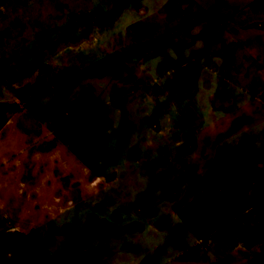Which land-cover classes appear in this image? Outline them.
Returning a JSON list of instances; mask_svg holds the SVG:
<instances>
[{"label":"rangeland","instance_id":"1","mask_svg":"<svg viewBox=\"0 0 264 264\" xmlns=\"http://www.w3.org/2000/svg\"><path fill=\"white\" fill-rule=\"evenodd\" d=\"M196 1L0 0V264H264V84Z\"/></svg>","mask_w":264,"mask_h":264},{"label":"crops","instance_id":"2","mask_svg":"<svg viewBox=\"0 0 264 264\" xmlns=\"http://www.w3.org/2000/svg\"><path fill=\"white\" fill-rule=\"evenodd\" d=\"M196 2L199 9L221 15L220 23L226 36L238 43L231 66L235 76L243 75L244 81L254 90L260 89L264 79L258 80L252 74L247 79L245 73L247 67L252 68L254 64V71L264 78V8L256 9L253 3L241 0H215L210 6L204 0ZM261 121L264 122V118Z\"/></svg>","mask_w":264,"mask_h":264},{"label":"flooded vegetation","instance_id":"3","mask_svg":"<svg viewBox=\"0 0 264 264\" xmlns=\"http://www.w3.org/2000/svg\"><path fill=\"white\" fill-rule=\"evenodd\" d=\"M142 11H143V10H142ZM81 249H84V246H82ZM243 249L245 250V249H248V248H246V246H244ZM85 251H87V250H85Z\"/></svg>","mask_w":264,"mask_h":264}]
</instances>
